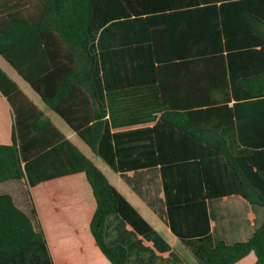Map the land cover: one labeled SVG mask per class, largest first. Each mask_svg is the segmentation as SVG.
Here are the masks:
<instances>
[{"label":"trees","instance_id":"obj_1","mask_svg":"<svg viewBox=\"0 0 264 264\" xmlns=\"http://www.w3.org/2000/svg\"><path fill=\"white\" fill-rule=\"evenodd\" d=\"M263 6L264 0H0V56L114 169L161 167L170 228L192 244L198 264H235L251 252L256 264H264V223L243 242L210 235L207 201L235 195L264 208V146H248L238 137L239 103L229 107L230 92L214 91V78H204L210 84L192 94L189 108H169L161 87L151 88L161 80L165 39L173 28L186 47L218 38L198 52L204 55L218 46L231 49V32L249 30L264 54ZM172 8L185 10L165 12ZM194 15L206 22L196 23V30L186 21ZM234 15L247 28L233 23ZM237 85L246 91L234 97L264 102V68ZM0 93L13 115L12 141L0 144V184L26 178L34 187L85 173L97 204L91 224L96 244L111 264H128L124 246L105 242L106 220L118 215L140 235L153 230L150 224L1 67ZM134 98L149 104L129 107ZM36 217L34 206L28 215L0 189V264H54Z\"/></svg>","mask_w":264,"mask_h":264},{"label":"crops","instance_id":"obj_2","mask_svg":"<svg viewBox=\"0 0 264 264\" xmlns=\"http://www.w3.org/2000/svg\"><path fill=\"white\" fill-rule=\"evenodd\" d=\"M232 1L242 2L248 0ZM248 7L246 6L245 11H249ZM261 9L264 11V8ZM184 10L172 8L165 12H182ZM229 10L240 11L237 6H230ZM187 19V23L191 24L190 28L195 30L200 28L198 27L199 24L206 23L200 21L199 15H194L193 18L189 17ZM231 21L236 23V25L242 22L247 28V25L241 19V15H234ZM196 23L198 24L197 27ZM260 26L263 29V26ZM182 27L185 26L182 25ZM167 30L169 29L167 28ZM176 32L173 28L169 31V34L167 33L168 35L165 39L166 50L165 53L163 52L164 57H167L166 63L161 68V80L151 87L152 91L154 92L161 87L165 93V100L168 101L167 106L169 108H189L193 106L191 104V101L194 100L192 94L205 90L203 87L210 84L204 78L219 79V81H214V91H218L224 96L226 91L230 92L229 107L239 103L236 108L238 137L247 144L252 143V145L248 146L263 147L264 102L260 103V101H257V103H252L245 101L246 99L242 97L233 96L234 93L240 95L246 91L243 87L237 85L239 79L244 76H256L264 68V54L258 53L261 47L258 43H253L258 40V37L249 30L242 34L231 32L230 43L233 46L231 49L222 52L219 51L218 46L217 51L204 55V53L199 54L198 52H201L204 46H207V43L210 45L214 40L218 42V38H202L200 39L201 41H196V47L193 46L191 48L181 43L180 38L176 36ZM184 42L188 43L187 41ZM246 42L249 45L243 46L242 44ZM215 44L213 43L211 46H215ZM249 46H255V48L248 50V48H252ZM188 52L196 53L187 55ZM1 58L18 75L15 69L3 57ZM18 77L20 76L18 75ZM37 96L39 97L38 94ZM153 98V101H156L155 97ZM39 99L41 100L40 97ZM41 102L43 103L42 100ZM128 104L129 107L138 108V106L141 107L142 105L148 106L147 104L149 103L142 102L139 98H134ZM45 107L48 109L46 105ZM48 118L52 121L50 117ZM53 124L61 130L67 139L76 145L74 140L80 138L67 123L70 129L69 132H64L54 122ZM154 125L155 122H152L112 129V133L153 127ZM12 128V107L0 93V144L8 145L11 143ZM147 154L149 155L150 152H147ZM89 158L92 159V157ZM103 162L104 164L101 166L96 164L102 169L111 185L140 212L153 229L146 235H140L120 216H110L106 220L105 226V242L107 245L124 246L128 251V264H198L192 244L182 241L170 228L161 167L114 169L106 161L103 160ZM16 182L23 184L27 189L29 201L26 199L23 203L20 202L21 205H17L14 196L9 195L13 198L16 206L28 215L31 214L33 206L35 207L37 217L34 220V224L36 228L41 226L46 234L54 264H111L97 246L91 229L97 204L85 173L52 179L34 187H29L26 178ZM2 184H0V189ZM207 204L211 224L210 235L213 240H222L229 244L247 241L264 223V208L254 207L240 196L233 195L209 200ZM187 254L192 256V260L186 257ZM256 263L257 257L254 252H251L235 264Z\"/></svg>","mask_w":264,"mask_h":264},{"label":"rangeland","instance_id":"obj_3","mask_svg":"<svg viewBox=\"0 0 264 264\" xmlns=\"http://www.w3.org/2000/svg\"><path fill=\"white\" fill-rule=\"evenodd\" d=\"M0 67L10 76L12 77L19 85L20 87L25 91V93L41 108L45 111L46 116L50 117L52 121L60 127L64 132H69V127L67 124L54 112L49 111L46 109L45 105L41 102L37 94L31 89V87L25 83L18 75L13 71V69L0 57ZM74 143L81 149V151L89 156L92 157L93 161L97 163L98 165H103L104 162L102 159L99 158L98 155H95L92 150L81 140L76 138L74 140ZM94 157V158H93ZM1 191L4 194H10L13 195L16 199L17 205H21L20 202H24V200L29 201L27 189L23 186V184H20L19 182H9L1 185ZM31 215V214H29ZM186 257L189 260H192V256L190 254H187Z\"/></svg>","mask_w":264,"mask_h":264}]
</instances>
